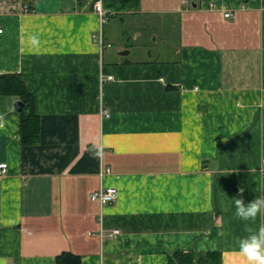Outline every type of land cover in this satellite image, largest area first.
<instances>
[{"label":"crops","instance_id":"0c3cea01","mask_svg":"<svg viewBox=\"0 0 264 264\" xmlns=\"http://www.w3.org/2000/svg\"><path fill=\"white\" fill-rule=\"evenodd\" d=\"M93 3L0 0V74L21 76L40 116L23 144L18 94L0 93V264L63 251L81 264H185L170 259L180 251L246 264L230 198L264 194V0H140L128 13L176 27L160 60L103 48ZM109 185L113 202L91 198Z\"/></svg>","mask_w":264,"mask_h":264},{"label":"rangeland","instance_id":"374dc122","mask_svg":"<svg viewBox=\"0 0 264 264\" xmlns=\"http://www.w3.org/2000/svg\"><path fill=\"white\" fill-rule=\"evenodd\" d=\"M106 17L105 34L112 42L108 52L119 53L129 49L127 57L130 59L149 58L152 55V59L160 60L173 54V49L179 43L176 27L172 25L170 28L171 21L166 25L168 28L162 26L159 16L127 12L122 16ZM165 50L166 56L163 57Z\"/></svg>","mask_w":264,"mask_h":264},{"label":"trees","instance_id":"16d2710c","mask_svg":"<svg viewBox=\"0 0 264 264\" xmlns=\"http://www.w3.org/2000/svg\"><path fill=\"white\" fill-rule=\"evenodd\" d=\"M140 0H103V5L111 15L133 12L138 9ZM9 81L13 83L11 86ZM14 91L18 94V99L23 101L21 112V141L25 143H35L39 138L40 116L34 105L35 95L29 92L19 74H0V93ZM171 261L185 264H220L221 253L219 251L207 252H174L170 256ZM56 264H81L80 257L70 251H63L56 257Z\"/></svg>","mask_w":264,"mask_h":264},{"label":"clouds","instance_id":"9594fccd","mask_svg":"<svg viewBox=\"0 0 264 264\" xmlns=\"http://www.w3.org/2000/svg\"><path fill=\"white\" fill-rule=\"evenodd\" d=\"M12 107L15 102H12ZM241 187L239 192H243ZM235 206L233 215L246 222L245 235L236 237L237 251L246 260V264H264V223L256 225L258 216L264 215V194L257 195L245 203L242 196L230 198ZM253 222V223H248Z\"/></svg>","mask_w":264,"mask_h":264},{"label":"built area","instance_id":"2783aa9c","mask_svg":"<svg viewBox=\"0 0 264 264\" xmlns=\"http://www.w3.org/2000/svg\"><path fill=\"white\" fill-rule=\"evenodd\" d=\"M93 5H94V10L98 13L100 17L99 30L97 32H94L93 37L103 48L107 46H111L112 42L106 41L104 38L103 24L107 20L106 15L111 16L112 12L104 7L103 0H94ZM29 8H30L29 6L25 5V10H29ZM225 15H230V12H226ZM3 30H4L3 27L0 26V33H2ZM111 78H113V75H106V76L101 75V81H105ZM102 112L106 116L110 114V111L106 108H103ZM263 162H264V157H263ZM7 170H8V163L0 162V174L6 173ZM262 170L264 172V166L262 167ZM117 197H118V189L117 187L111 185L100 187L98 190L93 191L91 193V198L93 200L98 201L101 205L113 202ZM118 232H119L118 228H115L113 230L114 234H117Z\"/></svg>","mask_w":264,"mask_h":264},{"label":"water","instance_id":"95a60500","mask_svg":"<svg viewBox=\"0 0 264 264\" xmlns=\"http://www.w3.org/2000/svg\"><path fill=\"white\" fill-rule=\"evenodd\" d=\"M121 54H128L129 53V49H123L120 51ZM16 106L18 107V109H22L23 107V101L22 100H17L16 101Z\"/></svg>","mask_w":264,"mask_h":264}]
</instances>
